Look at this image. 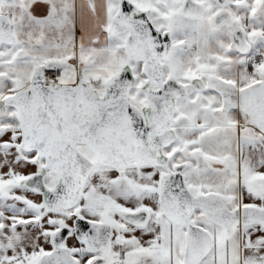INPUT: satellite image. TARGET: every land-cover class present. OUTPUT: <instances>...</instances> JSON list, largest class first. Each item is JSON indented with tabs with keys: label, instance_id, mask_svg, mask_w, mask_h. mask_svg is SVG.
<instances>
[{
	"label": "snow or ice",
	"instance_id": "1",
	"mask_svg": "<svg viewBox=\"0 0 264 264\" xmlns=\"http://www.w3.org/2000/svg\"><path fill=\"white\" fill-rule=\"evenodd\" d=\"M0 264H264V0H0Z\"/></svg>",
	"mask_w": 264,
	"mask_h": 264
}]
</instances>
